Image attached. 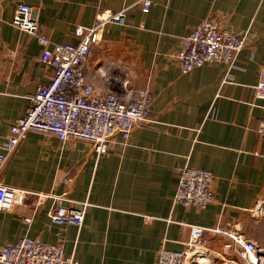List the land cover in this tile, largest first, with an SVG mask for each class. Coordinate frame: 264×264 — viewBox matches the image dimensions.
Instances as JSON below:
<instances>
[{"label": "crops", "instance_id": "0c3cea01", "mask_svg": "<svg viewBox=\"0 0 264 264\" xmlns=\"http://www.w3.org/2000/svg\"><path fill=\"white\" fill-rule=\"evenodd\" d=\"M142 1L0 0V154L53 73L40 60L41 41L12 23L20 4L37 11L42 36L73 45L78 28L126 10L125 25H107L93 47L85 77L98 95L116 93L127 103L143 92L152 97L148 121L126 142L114 135L105 154L84 140L28 132L0 166V183L34 195L0 210V248L26 236L63 244L75 264H156L162 249L184 251L194 229L203 230L210 264L232 256L218 229H242L264 247V100L255 96L264 0H151L148 12ZM209 17L248 32V44L231 68L183 73L171 56ZM185 167L213 174L215 200L204 210L175 204ZM77 204H84L82 225L52 223L51 210Z\"/></svg>", "mask_w": 264, "mask_h": 264}, {"label": "built area", "instance_id": "2783aa9c", "mask_svg": "<svg viewBox=\"0 0 264 264\" xmlns=\"http://www.w3.org/2000/svg\"><path fill=\"white\" fill-rule=\"evenodd\" d=\"M151 0H143V11L148 12ZM13 25L38 38L43 51L40 60L53 70L47 84H40L31 97L28 112L13 124L10 136L2 145L0 166L30 131L50 133L62 142L84 140L97 154L111 148L114 135L126 142L135 128L148 121L152 97L141 93L130 102H124L116 93L98 95L85 77V67L107 25H125L126 10L100 20L91 28H78V44L53 43L40 34L37 11L25 4L17 7ZM249 33L235 34L209 17L184 38L182 48L173 54L177 67L183 73L192 72L208 64H225L233 67L239 53L247 46ZM255 96L264 100V65L259 72ZM213 174L206 170L185 167L181 170L175 193V204L206 209L215 200ZM31 192L8 187L0 183V210L10 211L24 206ZM84 204L73 208L59 205L49 212L52 223L60 226H80L84 222ZM261 212V210H260ZM31 218H23L26 224ZM229 236L227 249L232 256L221 259L223 264H264V247L247 237L242 229H218ZM203 230L194 229L190 242L181 252L162 249L156 264H200L209 257ZM0 264H75L64 255L63 244H48L39 238H21L15 245L0 248Z\"/></svg>", "mask_w": 264, "mask_h": 264}, {"label": "bare ground", "instance_id": "6f19581e", "mask_svg": "<svg viewBox=\"0 0 264 264\" xmlns=\"http://www.w3.org/2000/svg\"><path fill=\"white\" fill-rule=\"evenodd\" d=\"M200 264H210L207 262V260H202Z\"/></svg>", "mask_w": 264, "mask_h": 264}]
</instances>
